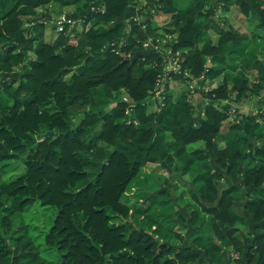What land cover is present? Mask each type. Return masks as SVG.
<instances>
[{
  "label": "trees",
  "instance_id": "obj_1",
  "mask_svg": "<svg viewBox=\"0 0 264 264\" xmlns=\"http://www.w3.org/2000/svg\"><path fill=\"white\" fill-rule=\"evenodd\" d=\"M158 1L149 31L132 0H0V264H264V0Z\"/></svg>",
  "mask_w": 264,
  "mask_h": 264
},
{
  "label": "built area",
  "instance_id": "obj_2",
  "mask_svg": "<svg viewBox=\"0 0 264 264\" xmlns=\"http://www.w3.org/2000/svg\"><path fill=\"white\" fill-rule=\"evenodd\" d=\"M159 5L158 0H132L131 3V8H134V11H132L126 18H125V23L127 26V29L129 30L131 28L132 22H138L141 24V28L144 30H149V24L147 22L143 21V15H142V10L143 9H148L151 8L152 10L155 9ZM45 22L54 24L56 31H61V30H67L68 28H73L75 27L79 21L80 17H74L72 15H69L67 13H62L56 18H51V17H46ZM171 35V34H170ZM143 45L148 48H155L157 49L160 53L165 54V68L166 72L169 71H180L181 70V63L179 61V58L176 55L172 54V48L171 45H168L167 48L165 49L166 51L163 50V47L160 44V39L155 36H149L148 38H145L143 40ZM186 74H189L188 71H185ZM168 76V73L162 74L158 81H157V86L155 88L156 94L159 95V101L162 102L163 100V92L165 90V81ZM123 100L133 103L132 99L128 95V93L123 92L122 94ZM208 101V100H207ZM130 104V105H131ZM132 107V105H131ZM130 107V109H131ZM235 109V108H232ZM256 111V109H255ZM259 118V117H258ZM137 122V121H136Z\"/></svg>",
  "mask_w": 264,
  "mask_h": 264
},
{
  "label": "rangeland",
  "instance_id": "obj_3",
  "mask_svg": "<svg viewBox=\"0 0 264 264\" xmlns=\"http://www.w3.org/2000/svg\"><path fill=\"white\" fill-rule=\"evenodd\" d=\"M71 11H73V6H66L65 7V9H64V11H63V13L64 12H66V13H68V12H71ZM62 14V13H61ZM61 14H59V15H61ZM59 15H52V16H50L51 18H56V17H58ZM230 15L231 16H233V18L235 17V18H237L238 20L237 21H235L237 24H238V22L240 23V20L242 19V18H240V17H237L236 15H233L232 13H230ZM46 17H49V15H46ZM241 25H244V28H246L247 29V31H250L251 30V27L253 26L251 23H249L248 21H247V23L245 22V21H243V22H241ZM31 27H32V25H31ZM47 32H46V38L48 39V40H50V39H52V37H54L56 34H57V32H56V28H54L52 25H48V27H47V30H46ZM27 33H31V28L27 31ZM16 71H19V67H17L16 68ZM14 74V73H13ZM215 82H217V79L215 80V79H211V80H208V81H206V83H205V85L206 86H208V87H212L213 86V84L215 83ZM210 84V85H209ZM196 95H198L199 96V98H200V94L199 93H197V94H195V96ZM194 96V97H195ZM114 101H109L108 103H106L105 104V109H110L111 108V106L112 105H114ZM225 103H228L229 104V108H230V111L232 112V114L233 115H235V116H237V115H239V110H241L240 111V113L241 112H251L254 108H255V101H249V102H247V101H245V102H243V103H238V106H239V108L237 109V107H236V103H234L233 102V104L230 102V101H226ZM197 104H199V106H201V103H197ZM154 107V106H153ZM232 108H235V109H232ZM253 108V109H252ZM193 146H200V145H203V142L202 141H199V142H195V143H193L192 144ZM149 172L151 175H152V179H156V177L157 176H161V174H163V173H165V174H167V175H169L170 174V171H169V169L165 166V165H163L162 163H147V164H145V165H143V167H142V170L140 171V172ZM20 172V171H19ZM18 172V173H19ZM142 173H140V176L138 177V178H141V174ZM11 175L12 174H7L6 175V177L7 178H9V177H11ZM136 183V181H134V183L132 182V184L131 185H129L128 186V188H127V191H126V195H128L130 192H132L133 191V193H132V195L134 196L133 197V199L132 200H134L135 199V197H136V194L138 193L137 191H138V189L137 188H135V186H134V184ZM157 183L158 184H161L162 185V179L161 178H157ZM164 186H165V184H164ZM180 191H181V189H180ZM174 192L175 193H178L179 192V189L178 190H174ZM139 196H141V195H139ZM54 213H55V209H53V208H49V209H46V213H45V215H44V217L47 219V222H51L52 221V218H53V216H54ZM231 255L234 257V258H236L238 255H239V253L238 252H236V251H234V250H232L231 249Z\"/></svg>",
  "mask_w": 264,
  "mask_h": 264
},
{
  "label": "crops",
  "instance_id": "obj_4",
  "mask_svg": "<svg viewBox=\"0 0 264 264\" xmlns=\"http://www.w3.org/2000/svg\"><path fill=\"white\" fill-rule=\"evenodd\" d=\"M132 10L134 11V8H132ZM44 13H46V10L44 11ZM64 13H66V12H64ZM67 14H68V13H67ZM229 19H230L231 23H232L235 27H237V28L240 29L241 31H247V29L244 28V25H241V22H243V21H245V22L247 23L246 20L241 19V20H240V23L238 22V24H237V23L235 22V21L238 20L237 18H235V17L233 18V16L229 15ZM46 30H47V28H46ZM46 32H47V31H46ZM46 32H45V40H47V41L52 40L53 37H52V39H50V40H48V39L46 38ZM162 42L164 43L165 46L170 45V44L172 43V42H171V35H170V34H166V36L163 38ZM216 79H217V82H215V83L213 84V86H216V85L221 81L222 76L215 78V80H216ZM209 85H210V84H209ZM213 86H212V87H213ZM197 93L200 94V98H199L198 95L195 96V94H197ZM193 96H195L194 99H195V101H196L197 103H201V104H202V102L206 100V99L204 98V96H203L200 92H198V91H197V92H194ZM252 109H253V108H252Z\"/></svg>",
  "mask_w": 264,
  "mask_h": 264
},
{
  "label": "water",
  "instance_id": "obj_5",
  "mask_svg": "<svg viewBox=\"0 0 264 264\" xmlns=\"http://www.w3.org/2000/svg\"><path fill=\"white\" fill-rule=\"evenodd\" d=\"M207 64H211L210 59H208Z\"/></svg>",
  "mask_w": 264,
  "mask_h": 264
}]
</instances>
